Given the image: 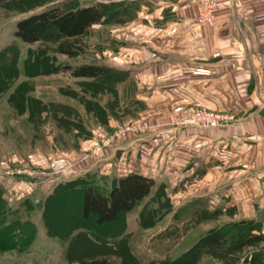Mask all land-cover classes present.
Returning <instances> with one entry per match:
<instances>
[{
    "label": "crops",
    "instance_id": "crops-1",
    "mask_svg": "<svg viewBox=\"0 0 264 264\" xmlns=\"http://www.w3.org/2000/svg\"><path fill=\"white\" fill-rule=\"evenodd\" d=\"M192 1L99 0L133 4L129 20L98 24L109 25L114 41L101 43L99 64L126 73L119 86L132 87L135 115L166 134L129 133L82 175L108 189L141 174L186 202L206 198L211 208L234 209L230 221H260L264 234V1L219 0L206 26L194 22ZM188 105L231 119L211 129L174 127L172 112ZM118 124L109 120L111 129ZM104 132L98 125L93 135Z\"/></svg>",
    "mask_w": 264,
    "mask_h": 264
},
{
    "label": "rangeland",
    "instance_id": "rangeland-1",
    "mask_svg": "<svg viewBox=\"0 0 264 264\" xmlns=\"http://www.w3.org/2000/svg\"><path fill=\"white\" fill-rule=\"evenodd\" d=\"M58 3H64L66 6L75 4L90 6L99 3V0H0V201L4 203L3 208L8 210L21 209L26 199L30 200L34 208L28 214L23 211V220H28L35 230L33 243L25 252H0V264H73L77 259L97 256L107 257L110 264H118L119 259H125L131 264H140L129 253L127 243L137 248L138 251L135 252L142 264H182L184 254L203 236L224 226L231 231L228 244L209 253L198 264H241L244 258L253 254L264 262V242L246 243L251 236L260 233V221H230L233 219L234 209L220 206L211 208L210 203L208 211L191 225L186 234L178 238L169 251L161 256L157 255L153 245H163L162 239L173 226L174 211L190 201L186 202L182 196L174 192H166V187L161 186L155 189L156 194L149 201L148 207L139 206L132 214L120 217L114 224L97 228L90 220L84 222L87 234L99 242V247L86 242L78 246L79 243L71 237L62 239L47 234L42 220L43 198L51 193L56 185L72 178L47 176L36 181V184L26 176L9 177L2 175L1 172L13 167H23L38 171L43 174L41 177H45L49 162L59 156H66L74 161L75 168L87 166L101 156L87 158L93 141L136 120H140L146 129L130 133H144L154 129L156 132L166 134V128L158 124L150 125L145 119L133 116L129 99H123L118 105V118H111L119 123L118 126L113 128L112 132L96 134V137L93 135V130L98 126L96 119L86 113L82 103L68 95L70 90L81 92L80 84L83 80L72 78L68 73L61 71L50 73L48 67L52 63L59 66L99 63L104 45L101 43L106 40L109 46L114 45V41L109 39L112 33L109 25L108 29L107 27L105 29L96 24L82 35L77 43L82 53L71 59L55 52L57 37L52 30L34 44L22 43L13 36L16 21L34 11ZM101 58L104 59L102 56ZM128 86L127 84L124 94H130ZM121 89L120 86L119 90ZM108 100H110L108 96L97 99L103 105H106ZM39 102L67 106L76 113L64 114L61 107L54 113L53 108H42ZM181 108L172 112V122L174 113ZM67 119L69 122L71 120L82 123L91 132L90 137L85 140L84 136L77 138L75 131L66 124ZM173 126L177 127L174 124ZM128 134L103 152L114 148ZM85 156L87 159L80 161ZM82 172L83 170L77 177L82 176ZM45 184H50L46 191L42 189ZM24 187L29 191L24 193ZM52 204L54 205L51 206L48 217L50 228L58 234H63L74 215L78 213L66 208L64 202ZM240 221L246 223L237 225ZM26 230L28 232V227ZM78 241L82 242V238Z\"/></svg>",
    "mask_w": 264,
    "mask_h": 264
},
{
    "label": "trees",
    "instance_id": "trees-1",
    "mask_svg": "<svg viewBox=\"0 0 264 264\" xmlns=\"http://www.w3.org/2000/svg\"><path fill=\"white\" fill-rule=\"evenodd\" d=\"M132 8L133 4L129 2L97 3L90 6H79L77 4L75 6H66L64 3H58L39 11H34L16 21L13 36L22 43L34 44L46 37L48 31L52 30L57 37L55 52L71 59L82 53L81 47L77 44L78 39L92 26L105 23L114 24L123 22L126 19L129 20ZM48 71L50 73L61 71L68 73L72 78L83 80L80 84L81 92L70 90L68 95L82 103L86 113L93 116L97 124L104 127L106 131L112 132L113 128L111 129L109 126V119L118 118V105L123 102V99H129L132 107L131 113L135 116L140 103L134 99L132 87L128 83L130 94H124L127 84H122V89L119 90V84L122 83L126 76L125 72L99 63L76 66H59L52 63L49 65ZM104 96L110 97L106 105L97 101V99H101ZM39 103H41L40 106L42 108H53L54 113L59 111L57 110L58 107H61L64 114L76 113L74 109L67 106ZM57 119H60V117H57ZM66 124L75 131L77 138L84 136L85 140L91 135V132L80 122H71V120L69 122L67 119ZM155 189L157 187H155V181L152 178L137 173L127 174L114 180L108 189H104L100 184L94 183L93 178L89 174H84L72 180L59 183L51 193L43 198L42 220L47 234L51 237L57 236L62 239L71 237L75 239V242L79 243L78 246L86 242V244L89 243L99 247V242L91 238L90 234H87L88 231L84 222L90 220L97 228L114 224L120 217L132 214L139 206H142V208L148 207L149 201L156 194ZM160 190L163 191V189ZM75 198H78V200ZM61 202H64L66 208L72 210L73 213L76 211L78 215H74L72 222L68 224L63 234H58L55 230H51L48 217L51 212V206L54 205L52 203L56 205ZM2 205L4 203L0 201V252H25L33 243L35 230L28 220H23V211L28 214L33 210L34 206L27 199L21 209L8 208L6 210ZM208 209V199L195 198L174 211L172 215L173 226L169 228L165 238L162 239L163 245H153L157 255L161 256L169 251L176 244L178 238L186 234L191 225ZM4 210L5 213H3ZM245 223V221H240L237 225ZM27 227L29 233L26 230ZM225 227L203 236L193 248L184 254L185 257L182 264H198L209 253L224 248L228 244L231 232ZM79 238H82V242L78 241ZM263 242L264 234L259 233L251 236L246 243ZM127 245L131 256L142 264L141 259L136 254L137 248H134L131 243H127ZM73 264H110V262L105 256H97L94 258H80L74 261ZM118 264L131 263L125 259H119ZM241 264H264V262H261L253 254L244 258Z\"/></svg>",
    "mask_w": 264,
    "mask_h": 264
},
{
    "label": "built area",
    "instance_id": "built-area-1",
    "mask_svg": "<svg viewBox=\"0 0 264 264\" xmlns=\"http://www.w3.org/2000/svg\"><path fill=\"white\" fill-rule=\"evenodd\" d=\"M261 2L264 0H260ZM196 16L194 22L201 26L213 25L215 22V15L219 7V0H193ZM264 61V58H263ZM231 117L226 114L206 110L204 108H197L193 106H187L177 110L173 115V124L177 127H189L194 126L202 129H211L225 126ZM144 127L140 120H136L128 125L116 128L113 133L102 136V138L93 141L90 144L89 153L87 158L93 156H100L104 150L110 148L113 143L122 139L126 134L130 132L144 131ZM86 156L82 160H86ZM82 167L75 168V162L66 156H59L53 158L48 165V171L45 177H41L43 174L33 169H27L23 167H13L11 169H5L1 172L2 175L12 177L26 176L36 181L45 179L47 176H63L75 178L81 175ZM41 175V176H40ZM33 187V186H32Z\"/></svg>",
    "mask_w": 264,
    "mask_h": 264
}]
</instances>
